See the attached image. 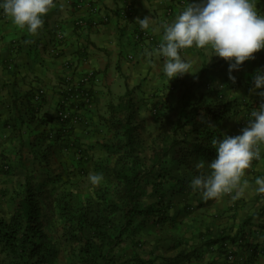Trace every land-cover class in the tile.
Listing matches in <instances>:
<instances>
[{"label": "trees", "instance_id": "trees-1", "mask_svg": "<svg viewBox=\"0 0 264 264\" xmlns=\"http://www.w3.org/2000/svg\"><path fill=\"white\" fill-rule=\"evenodd\" d=\"M58 44L56 53L52 51L54 45L48 48L52 57H59L61 43ZM85 56L81 52L78 59L83 60ZM9 57L6 68H2L13 80L7 90L8 100L2 99L0 94V175L10 174L8 154L21 159L26 150L31 156V167H26L10 213L0 215V255L3 256L0 264H54L57 249L45 229L40 197L45 196L43 188L57 180L61 167L64 171L69 166L80 169L92 159L88 149L82 147L74 135L82 123L88 126L96 119L106 122L113 140L105 146L108 154L114 156L113 162L93 163V169L102 174L105 181L98 191L105 207L101 214L93 216L90 208L87 211L91 214L74 207L69 195L67 200L60 197L55 200L56 213L74 233L67 239L82 242L75 248L78 251L76 262L211 264L212 261H204V258L215 252L222 254L224 264H252L254 248L244 261L234 251L239 241L246 242L245 249L249 246L243 237L248 218L238 224L230 222L218 226L214 222L215 215L209 218L206 215L215 199L205 202L190 187L193 177L201 171L209 172L207 164L216 156L211 140L223 138L217 126L232 114L235 101L221 100L219 96L214 101L203 97L193 101L186 89L180 91L178 97L173 95L171 102L166 100L168 96L163 99L159 96L153 108L156 127L144 138L135 122L138 105L131 90L136 88L98 107L95 106L94 75L87 83L75 80L84 76L82 72L73 80L62 77L61 86L55 92V103L49 107L42 86L28 87L24 93L16 88L13 68L16 63ZM2 76L1 73L0 80ZM3 86L1 84L0 88ZM246 110L247 114L254 110L252 103L246 105ZM79 113H84L81 115L85 121L74 122L77 116L81 119ZM65 154L72 155L66 162L69 166L63 162ZM201 160L205 168L197 170L195 165ZM175 166L181 168L179 174L174 172ZM189 199L196 204L189 207ZM178 204L182 207L178 208ZM197 211L205 217L202 222H196ZM261 211L264 212V204ZM200 223L204 225L198 226ZM146 225L150 226L154 243L146 258L138 252L128 253L123 243L128 240L140 246L141 240L136 235ZM233 228L235 235L231 236L228 231ZM62 235L66 237V232ZM228 243L232 245L229 247ZM228 248L234 256L238 255L235 263L226 258Z\"/></svg>", "mask_w": 264, "mask_h": 264}, {"label": "crops", "instance_id": "crops-1", "mask_svg": "<svg viewBox=\"0 0 264 264\" xmlns=\"http://www.w3.org/2000/svg\"><path fill=\"white\" fill-rule=\"evenodd\" d=\"M75 1L54 0L57 7L44 17V26L35 37H30L26 29L20 30L14 26L3 11L0 13V72L3 75L0 86L4 84L3 89L0 88L2 99L8 100L7 90L13 82L6 74V69H2L6 68L8 55H11L16 63L13 67L16 88L24 93L28 87L34 89L42 86L49 107L55 103V92L61 86L62 77H71L73 80L78 73L93 71L95 106L102 107L116 101L126 90L133 88H138L140 94L159 90L157 93L161 97H165L168 92L178 97V93L186 89L193 101L198 97L214 101L217 96L221 100L235 101L232 114L217 129L223 136L241 134V129L247 126L250 119L246 105L260 99L256 93L264 91V88H260L249 92L256 70H264V49L254 53V59L243 62L238 70L232 71L235 83L229 79V62L216 55L210 58V48L197 49L193 46L184 49L181 51L182 59L191 62L192 70L197 71L177 76L168 82L163 73L164 58H156L154 55L149 57L147 53L157 48L161 42V21L171 22L186 5L180 6L179 0H86L87 8H77ZM124 1L131 3L132 11L122 20L119 13ZM193 2L199 3L200 0L188 1ZM256 7L264 15V0H256ZM145 16L152 18L146 31L153 41H136L132 35L139 26L136 19H143ZM79 18L87 20V25H77L75 22ZM58 29L67 31L68 35L60 42L59 57H52L48 48L56 42L53 39ZM26 40L34 42L26 44ZM81 52L86 54L83 60L78 59ZM76 132L75 135H80L79 131ZM260 147L261 158L252 161L242 178V182H249V187L239 199L232 200L231 195L225 196L232 208L229 212L232 217L229 218L227 214L222 221L238 224L248 218L247 226L243 229V237L249 245L245 250V260L251 256L250 249L254 248V258H257L259 264H264V253L260 254L261 251L264 252V212L261 211L264 194L256 192L258 186L255 184L256 178H264V145ZM241 254L239 258L243 259ZM235 258L238 260V255ZM206 259L212 261L211 264H224L222 254L215 252Z\"/></svg>", "mask_w": 264, "mask_h": 264}, {"label": "clouds", "instance_id": "clouds-1", "mask_svg": "<svg viewBox=\"0 0 264 264\" xmlns=\"http://www.w3.org/2000/svg\"><path fill=\"white\" fill-rule=\"evenodd\" d=\"M55 7L54 0H2L0 3L3 14L18 29H26L30 37L40 34L44 17ZM136 21L142 30H147L152 18L145 16ZM160 27L163 30L161 42L147 55L164 58L163 73L168 82L197 71L192 70L191 62L182 59L181 51L184 49L193 46L197 49L210 48V58L216 55L229 62L228 74L233 83L236 78L232 71L238 70L243 62L255 58L254 53L264 49V15L258 11L256 0H200L199 3H188L171 22L162 20ZM67 35V31L60 34L61 37ZM33 42L25 41L26 44ZM253 82L250 93L264 88V70H256ZM256 95L262 98V102L251 111V118L241 129V134L214 137L211 146L216 156L207 164L209 172L201 171L190 181L191 190L199 193L205 202L224 195H231L232 200L239 199L249 187V182H242V178L252 161L261 158L260 146L264 145V91ZM195 167L203 170L205 162L201 160ZM88 179L95 187L104 178L102 174L94 173ZM255 184L258 186L256 192L264 194V178H256Z\"/></svg>", "mask_w": 264, "mask_h": 264}, {"label": "rangeland", "instance_id": "rangeland-1", "mask_svg": "<svg viewBox=\"0 0 264 264\" xmlns=\"http://www.w3.org/2000/svg\"><path fill=\"white\" fill-rule=\"evenodd\" d=\"M131 91L132 94H134L136 104L138 105V111L135 120V122L139 126L138 132L140 133L141 136L147 138V135L151 133L153 129L156 127V123L154 121L155 118L153 115L154 112L153 108L156 104L158 97L160 96V94L158 95L156 94L157 92L159 93V90L150 91L146 94H141V95H139L141 92L138 93V88L134 89V91L133 90ZM169 93L171 92H168V94L165 95L168 96V99H166L168 102H170V99L173 97V95ZM160 98L163 99L164 97L160 96ZM81 114L84 113H79L81 119L79 120V117L77 116L75 117L74 122L75 121L80 122L81 120L85 121V118L82 119ZM107 116L108 115L106 113V117ZM76 123H74V125ZM84 124L82 123L80 127L78 126V131L80 135L76 134L74 136L78 138L77 140L82 147L88 149L89 156L92 157V159L86 164L84 163L82 168L75 169L72 166H69L68 163H66L69 160L70 156L72 155H68V154L62 155V159H64L63 162L68 164L69 168L66 169L67 171H64L63 168L61 167V170L58 171L60 172V175L57 178V180H54L52 183H48L46 187L43 188V195L45 196L41 195L40 197L41 205L43 209V217L45 221V229L49 235V240L53 242V244L56 246L57 249L55 259L53 260L54 264H80L76 262L78 251L75 248L81 246L82 244L81 240L76 241V240L67 239L70 233L72 234L74 233L73 230H71V227L68 228L67 227L68 225L65 224L64 220L62 218H59L58 214L56 213V210L54 209L56 208L55 204L57 203L55 202L56 198L60 197L64 201L69 199L68 198L69 195L70 199H72L74 207L86 213L89 212L87 211V209L90 208L91 210L90 212L92 214L90 212L89 214L93 216L94 214L96 215L101 214V210H103V208L105 207V203H102L101 197L99 198L100 193L98 191L100 189L101 184L95 187L92 186L89 182L88 177L90 174H94V173L98 174L97 171L93 169L95 167L93 166V163L95 161H99L102 164L107 160H109L111 163L113 162L114 156L108 154V152L105 149V146L107 144L112 143L113 141L111 139L112 132L109 131V129L107 128L106 122H104V120L100 121L96 119L93 123H88V126L87 123ZM8 155H9V166H11L9 168L10 174H8L7 176L0 175V215L3 216L8 215L10 213L14 202L18 198V193L21 188V182L25 178L26 167L28 168L31 167V163H30L31 156L26 150L22 152L21 159H17L15 158L14 155L11 154ZM173 170L176 174H179L181 172V168L178 166H175ZM68 178H69L68 180L69 182L67 181ZM102 182H105L104 179ZM225 196L226 195H224L220 199H215L214 204H211V208L208 210V213L206 212V215L208 214V218L209 216L215 215L214 217L216 220L214 222L217 223L218 226L225 223L228 224V221L224 222L222 220L226 219L225 217L227 216V214H229L228 215L229 218L231 216L229 213L230 211L228 210L230 206L228 204L229 201L228 199H225ZM225 200H226V204H225ZM188 203H189L188 204L189 207L196 204V202L193 199H189ZM177 207L181 208L182 204H178ZM200 212L202 211L200 210ZM173 213H176V211L173 210ZM196 218H197L196 222L198 223V222H202V219L205 217L202 216L197 211ZM113 219L114 221H116V218ZM203 225H204L203 223L198 224V226H203ZM234 229L235 228L228 231L230 232L231 236L235 235ZM150 230L151 229L149 225H146L142 227L140 230H138V234L136 235V238L141 240L140 246H134L128 240L125 241V243L123 244H125L127 252L128 253L138 252L142 257L146 258L147 252L150 250L151 246L154 245V243H152L153 239H152V235H150ZM64 231L66 232V237L62 235ZM165 242L166 241L162 243ZM245 243L246 242L239 241V243L234 247L235 248L234 251L236 252V254L242 253L241 255H243V259L240 258L242 260H245L244 255L247 254L245 252L246 250ZM231 245L232 243H228L229 247ZM170 254H173V252H171ZM2 257L3 256L0 255V258ZM206 258H209V256L207 255L204 258V261L208 260ZM157 264H161V262L158 261ZM187 264H196V263L192 261ZM252 264H259L257 258L253 259Z\"/></svg>", "mask_w": 264, "mask_h": 264}, {"label": "built area", "instance_id": "built-area-1", "mask_svg": "<svg viewBox=\"0 0 264 264\" xmlns=\"http://www.w3.org/2000/svg\"><path fill=\"white\" fill-rule=\"evenodd\" d=\"M188 1L189 0H179V3H180V6H184V5H187L188 4ZM75 4H76V7L77 8H81V7H85L87 8L88 7V3L86 2V0H76L75 1ZM132 11V6H131V3L128 2V1H124V5L123 7L121 8L120 10V16H121V19H126L127 16L130 14V12ZM77 25H83V26H86L87 25V20H84L82 18H79V19H76V22H75ZM63 33L61 30H58L56 31L55 33V36H54V39L56 40V44L53 46L54 50L52 49V51H54V53H56V50L59 48V42L62 41L63 37L60 36V34ZM133 35V38L134 40L136 41H141V40H148V41H151L153 38L152 36L149 34L148 31L146 30H142L140 28V25L136 28V31H134V33L132 34ZM58 42V43H57ZM84 76H82L81 78H79V76L75 79L76 81H79V82H85L87 83L89 78L92 77V73L91 72H83ZM78 82H75V84H77ZM262 102V99H257L255 100L253 103H252V107L255 109V108H258L259 104ZM249 117L251 118L250 116V113L248 114ZM226 258L228 261H232V262H236V258L234 256V254H232V251L228 250L227 252V255H226Z\"/></svg>", "mask_w": 264, "mask_h": 264}]
</instances>
